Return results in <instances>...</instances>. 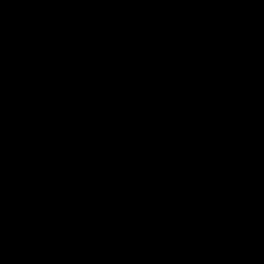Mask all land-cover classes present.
Instances as JSON below:
<instances>
[{"label": "water", "instance_id": "obj_1", "mask_svg": "<svg viewBox=\"0 0 264 264\" xmlns=\"http://www.w3.org/2000/svg\"><path fill=\"white\" fill-rule=\"evenodd\" d=\"M0 264H264V0H0Z\"/></svg>", "mask_w": 264, "mask_h": 264}]
</instances>
